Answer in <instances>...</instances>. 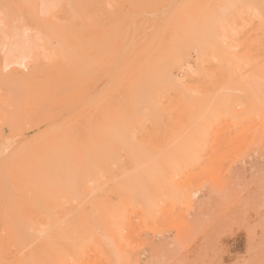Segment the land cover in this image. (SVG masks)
Wrapping results in <instances>:
<instances>
[{
	"label": "rangeland",
	"instance_id": "rangeland-1",
	"mask_svg": "<svg viewBox=\"0 0 264 264\" xmlns=\"http://www.w3.org/2000/svg\"><path fill=\"white\" fill-rule=\"evenodd\" d=\"M184 1L139 0L137 7L133 0H116L106 6L102 1L89 3L86 8L91 13L112 11L102 20L101 28H108L111 22L119 21L122 27H127L128 33L122 41L119 40L118 60L114 56L107 57L101 67V63L94 60L87 68L83 64V50L71 43L61 42L59 35L51 31L54 25L64 26L71 22L70 9L65 0H0V264H31L28 261L34 260L41 263L38 256L47 244L44 233H47L50 225L60 223L64 226L70 220L71 224L75 222L80 227L86 223L90 227L86 230L89 239L82 240L77 245L78 251L56 264H264V62L255 44H251L247 48L248 57H241V52L235 48L232 52L240 60L218 72L214 64L197 66L195 51L191 50L186 58L187 63L172 68L173 79L186 86V94L182 89L165 84L164 79L161 83L163 75H158V72L155 76L159 79L154 81L152 74L155 70L150 61L171 40L182 18V12L177 9L172 11V8L179 9ZM256 23V19H252L246 26V32L243 31L250 43L260 38V34L256 33ZM55 37L59 39L56 41ZM59 43H63V46ZM237 63H241V69L250 65L245 71V67L241 70ZM257 69L263 79L258 78L260 73ZM197 70L199 73L187 81V74ZM255 73L256 76L258 74L257 85L252 87L256 91L249 85L250 82L256 84L252 77ZM11 80H16L14 83L17 84ZM132 81H137L139 91L142 90L135 97L138 100V118L142 120L153 110L160 111L161 115L162 122L158 127L152 128L147 119L142 131H138L140 138L136 139L137 147L142 145L138 149H141L144 158L150 157L147 164L160 160L165 156L166 149L182 141L190 128L186 108L197 112L207 108L214 99V106L219 113L211 119H201L200 115L199 124H194L200 126V136L195 151L188 157V161L195 158L196 162L178 169L176 175L174 173L171 181L174 187L170 191L164 189L158 199L153 201L156 207L151 204V210L147 208L150 215L146 210L145 216L140 201H136L122 210L119 216L121 224L116 230L111 223L113 221L107 219L106 212L119 202L114 192L103 191L108 178L104 177L105 172L101 170L102 167L104 169L101 156L106 152L108 156L112 153L110 168L120 173L126 167L124 152L119 145L102 139L98 132L104 126L109 129L110 124L106 123L115 114L116 108L123 110V115H128L127 108L131 105L133 93ZM228 82V85L225 84ZM15 86L18 90H11L13 94L10 96V89ZM249 86L252 90H249ZM250 91L259 92L254 94V98V95L249 96ZM101 97L106 98V106L100 100ZM16 98L21 104L17 103ZM257 98L262 99L261 103ZM11 122L18 125L11 127ZM132 124V121H124L121 124L123 127H118L120 133L126 131V125ZM212 132L215 134L211 135ZM72 139L78 151L87 150L90 157L83 167L87 177L75 179L83 183L80 180L79 183L75 182L76 175L70 172L68 176L66 174L68 166L71 163L76 166L80 157L77 155L69 159L66 154ZM209 144L213 149L209 148ZM98 149H101L102 154ZM60 151L63 156L66 155L63 162L70 160L71 163L67 161L69 165L61 160V166L50 158ZM144 152H148L147 156ZM146 159H141L143 165L139 170L146 169ZM54 166L67 170L59 168L57 172L51 171ZM198 168L202 174L197 172ZM195 169L199 175H196ZM190 170L195 173H190ZM185 173L193 174L191 176L196 179L200 177L198 181L192 182L194 179H191L186 184L183 179L190 178ZM58 175L60 179L57 178V181L55 178ZM69 177L73 182H69ZM115 178L111 182L125 177L116 175ZM73 183H77L79 188L76 186L78 189H75ZM180 183L185 187L179 186ZM63 184H66L64 188ZM93 208L97 213L93 212ZM93 213L97 216L93 217ZM63 216H69L70 220Z\"/></svg>",
	"mask_w": 264,
	"mask_h": 264
},
{
	"label": "bare ground",
	"instance_id": "bare-ground-1",
	"mask_svg": "<svg viewBox=\"0 0 264 264\" xmlns=\"http://www.w3.org/2000/svg\"><path fill=\"white\" fill-rule=\"evenodd\" d=\"M27 1V0H26ZM67 2L66 6H68V8L70 9V13H71V22H69L66 25H54L51 27V31L53 33H56L59 35L61 42L63 43H71L72 46L76 47V48H80L81 50H83V64L84 67L89 68V66L91 65V63L94 62V60H96V62H100V67L102 66L103 62H106L107 57H111L114 56L117 58V60L120 57V52L118 49V45H119V40L122 41V39H124V37L126 36L127 32V27H122L121 23L118 22H111L112 24H110L108 26V28L105 27V29L101 28L102 27V20H104V18L108 15H110L112 13V11L110 10H106L101 14L98 13H91L88 11V9L86 8V6L89 3H93V2H103L104 6H106L109 3H112L113 1L116 0H65ZM121 1V0H119ZM134 1V5L139 6V3H137L139 0H133ZM176 1V0H175ZM180 1V0H179ZM29 2V1H28ZM173 3V2H172ZM175 3V2H174ZM173 3V4H174ZM31 4V2H30ZM144 4V3H143ZM142 4V5H143ZM171 6V5H170ZM170 6H168L170 8ZM52 8V7H51ZM56 8V7H53ZM142 8V7H141ZM167 9V8H166ZM180 10L182 12V18L180 23H178V27L174 29V34L172 35L171 40L163 45L159 52H158V56L154 58L153 61H150V65H152V68H154L155 72L154 75L152 74L153 80H157L159 78H157L155 76V73H159L158 75H163V78H161V83H162V79H164L166 82L165 84L176 88V89H182V92L185 93L187 92L188 89H186V86L184 84H180L177 83L173 77H172V68L175 66H180L182 65L184 62H186V58L189 56V52L195 51L196 54V58H197V66H201L203 63H210V64H214L217 66V71L220 72L224 69L225 66H229L231 65L233 62H236L237 60H240V57L236 56L233 51V49L238 48L239 51L241 52V57H248V53L249 50H247V48H249L251 46V44H255L257 51L260 52V59L264 62V0H185L182 7H179V9L177 7L172 8L173 10ZM117 10V8H116ZM165 10V9H162ZM161 12H165L162 11ZM48 13V11H47ZM162 13V15H163ZM174 13H176L174 11ZM138 15V14H137ZM143 15V13H142ZM145 15V14H144ZM37 16V14H36ZM153 16L152 15H148ZM49 17V16H48ZM120 17V16H119ZM123 18V17H120ZM131 18V17H130ZM157 18V17H156ZM40 19V18H39ZM124 19V18H123ZM252 19H256L257 21V28H256V33L260 34V38L255 39L254 41H252V43H250L247 39V37H245L244 32H246V26L247 24H249L250 22H252ZM46 20V19H44ZM42 21V19H41ZM101 22V23H100ZM134 22V21H133ZM176 22V21H175ZM37 24V23H36ZM164 24H167L164 22ZM44 25V24H43ZM45 26V25H44ZM47 27V25H46ZM129 27V26H128ZM49 29V28H48ZM34 30V29H33ZM129 30V28H128ZM50 31V30H48ZM244 31V32H243ZM24 33V32H23ZM40 33V32H39ZM45 37V36H44ZM56 39V37H55ZM59 39V38H58ZM56 39V41L58 40ZM27 40V39H26ZM6 41V40H5ZM32 41V40H31ZM60 42V41H59ZM60 42V43H61ZM59 43V44H60ZM62 43V44H63ZM60 44V45H62ZM63 46V45H62ZM6 47V46H4ZM62 48V47H61ZM6 49V48H5ZM3 50V49H2ZM127 50V49H126ZM126 52V51H125ZM2 53V52H1ZM124 53V51H123ZM3 55V54H2ZM124 55V54H123ZM151 56V55H150ZM190 59V58H189ZM123 60V59H122ZM122 62V61H121ZM120 62V63H121ZM250 62V61H249ZM187 63V62H186ZM238 64V63H237ZM241 64V63H240ZM239 65V68L241 67ZM248 64V63H247ZM246 64V65H247ZM187 65V64H186ZM250 64H248L249 66ZM118 66V64H117ZM120 66V65H119ZM248 66H244L245 67V71L246 68ZM264 66V65H263ZM185 67V66H184ZM242 67V69L244 68ZM256 67V66H254ZM3 68V67H2ZM180 68V67H179ZM196 68V67H195ZM262 68V67H261ZM260 68V70H261ZM74 69V68H73ZM197 69V68H196ZM203 69V67H202ZM241 69V68H240ZM241 69V70H242ZM253 69V68H252ZM192 70V69H191ZM199 70V69H198ZM194 71V72H190V74H187V81L191 80L190 78L195 75L198 74L199 71ZM255 70V69H254ZM260 70L257 69V71ZM115 71V70H114ZM202 71V70H201ZM262 71V70H261ZM237 72V71H236ZM240 72V71H238ZM244 72V71H243ZM2 73V72H1ZM116 73V71H115ZM242 73V72H240ZM251 73V72H248ZM253 73V71H252ZM258 73V72H257ZM254 74V73H253ZM5 75V74H4ZM15 75V74H14ZM180 75V74H179ZM240 75V74H239ZM246 75V74H245ZM260 77H258V74L256 76H252L255 78H262L261 75L262 73L259 74ZM114 76V75H113ZM178 76V75H177ZM8 77V76H5ZM10 78V77H9ZM114 78V77H113ZM257 78V80H258ZM29 79V78H28ZM112 79V78H111ZM246 79V77L244 78ZM263 79V78H262ZM13 80V79H12ZM11 80V81H12ZM27 80V79H26ZM136 80V79H134ZM257 80H256V84H250L251 87L257 85ZM260 80V79H259ZM16 81V80H14ZM14 81H12L13 84H17L14 83ZM185 81V80H184ZM246 81V80H244ZM248 81V80H247ZM20 82V81H19ZM109 82V81H108ZM137 81H132L131 82V86L133 89V93L131 95V99H130V104L127 108V116L126 114L123 115V110H120L119 108L115 109V114L111 117V119L106 123V124H110L109 129L107 127L104 126L103 129H101L98 134L100 135V137L102 139H106L109 140L110 142H112L113 144H117L119 145L123 152H124V158H125V168L122 169L120 173H117V171H112V168H110V164H109V160H112V158H110V154L108 156V152H105V154H103L101 156V165H104V169L103 167L101 168L102 172H105L104 177L108 178V182H106L103 191L104 193L107 192H114L117 200L119 203H117L114 207L108 209L107 213V219L111 220L113 222H111L112 224H114L113 226H115V229L117 230V228L120 227V220H119V216L120 213L122 212L123 209H125L126 207H128L129 205H131L132 203L136 202V201H140L139 203L142 205L141 208L143 209V214H145L146 216V210L147 208H151V204L153 203V201L155 202V200L158 199L159 195L164 191V189L166 191H170V189H172V177H174V173L180 169L183 168L184 166L188 165V164H192L196 162L195 158L190 159V161H188V157L190 155L193 154V152L195 151V145L198 139V136H200V133L198 132L200 129V126L198 127L197 124H199V118L201 115V119H211L212 117H214L215 115H217V113H219L218 109L215 108V101L211 100V103H208L207 108H201L199 111L194 112V111H189L187 110V108L185 109L186 112V118L187 121L190 125V128L188 129L187 133L185 134V136L183 137L181 142H178L175 144V146L171 147L170 149H166L165 150V156L161 157L158 155V157H161L160 160H155L152 163L147 164V159L150 158L149 156H147L148 152H144L147 156V159L144 158V156L141 153V149H138L139 146L142 145H138L137 147V142L136 139L140 138V136L138 135V131H142V129L144 128L145 122L148 121L150 122L152 128L154 127H158V124H160L161 121V115H160V111H156L153 110L150 113H148L142 120H140L138 118V100H136L135 97L136 93H142L139 91V85L136 83ZM231 82V81H230ZM10 83V82H9ZM96 83V81H95ZM247 83V82H246ZM245 83V84H246ZM258 83H260L258 81ZM8 84V82H7ZM74 84V83H73ZM109 84V83H108ZM164 84V83H163ZM225 84H229L225 83ZM231 84V83H230ZM9 86L11 84H8ZM58 85V84H57ZM60 85V84H59ZM110 85V84H109ZM150 85V84H149ZM259 85V84H258ZM264 85V84H263ZM64 86V85H63ZM67 86V85H66ZM71 86V85H70ZM68 86V90L69 87ZM162 86V85H161ZM165 86V85H164ZM237 86V85H235ZM246 86V85H245ZM260 86V85H259ZM259 86L258 89H259ZM17 87H21V85L17 86ZM62 87V86H61ZM105 87L106 84H105ZM227 87V86H226ZM226 87L224 89H226ZM247 87V86H246ZM250 87V86H249ZM251 87L249 88V90H252ZM12 88V87H11ZM14 88V89H13ZM11 90H15L16 86L13 87ZM22 88V87H21ZM20 88V89H21ZM24 88V87H23ZM39 88V87H37ZM63 88V87H62ZM67 88V87H65ZM73 88V87H72ZM104 88V87H103ZM228 88V87H227ZM231 88V87H230ZM248 88V87H247ZM253 90L255 89L254 87H252ZM262 88V87H261ZM18 88H16L15 91H17ZM22 90V89H21ZM20 90V91H21ZM43 90V89H42ZM50 90V89H49ZM88 90V89H87ZM185 90V92H184ZM222 90V89H221ZM246 90V89H245ZM264 90V89H262ZM19 91V92H20ZM102 91V90H101ZM100 91V92H101ZM181 91V90H180ZM243 91V90H242ZM248 91V90H247ZM256 91V90H254ZM22 92V91H21ZM227 92V91H224ZM229 92V91H228ZM232 92V91H231ZM252 91H250L249 96H253L254 94L257 95V91L256 93H251ZM23 93V92H22ZM26 93V92H25ZM63 93V92H62ZM221 93V91H220ZM234 93H236V91H234ZM261 93V92H260ZM259 93V94H260ZM12 91L10 92V96H11ZM16 94V93H15ZM19 94V93H18ZM21 94V93H20ZM151 94V93H150ZM186 94V93H185ZM194 94V93H193ZM211 94V93H210ZM225 94V93H224ZM238 94H240L238 92ZM97 95V94H96ZM217 95V94H216ZM227 95V93H226ZM225 95V96H226ZM244 95H248L247 94H243ZM255 95L253 96L255 98ZM261 95V94H260ZM142 96V95H141ZM141 96H139L138 98H140ZM149 96V95H147ZM185 96V95H184ZM195 96V94H194ZM247 96V97H249ZM13 97V96H12ZM11 97V98H12ZM17 97V96H16ZM23 97V96H22ZM186 97V96H185ZM221 97V96H220ZM259 97V96H258ZM19 98V96H18ZM50 98V97H49ZM142 98V97H141ZM187 98V97H186ZM216 99V97H213ZM226 98V97H225ZM224 98V99H225ZM261 98V97H260ZM14 99V98H13ZM12 99V100H13ZM91 99V98H90ZM145 100V98H143ZM148 99V97L146 98ZM228 99V98H227ZM17 100V98H16ZM54 100V99H53ZM100 100L104 101V106H106V98L101 97ZM142 100V99H141ZM143 100V101H144ZM188 100V98H187ZM248 100V99H247ZM256 100H259L258 98ZM255 100V102H256ZM262 100V99H260ZM259 100V101H260ZM264 100V99H263ZM50 101H52V99H50ZM89 101V99H88ZM106 101V102H105ZM140 101V100H139ZM142 101V102H143ZM148 101V100H147ZM146 101V102H147ZM150 101V99H149ZM189 101V100H188ZM249 101V100H248ZM20 102V100H19ZM23 102V101H22ZM95 102V101H94ZM184 102V101H183ZM198 102V101H197ZM258 102V101H257ZM256 104H259L257 103ZM18 103V100H17ZM86 103V102H85ZM140 103V102H139ZM149 103V102H147ZM240 103V102H239ZM247 103V102H246ZM261 103V101H260ZM263 103V102H262ZM21 104V103H18ZM17 104V105H18ZM146 104V103H145ZM193 104V103H192ZM222 104V103H220ZM16 105V104H15ZM16 107H19L17 106ZM47 105V104H44ZM85 105V104H84ZM140 105V104H139ZM161 105V104H160ZM186 104H184L185 106ZM191 105V104H190ZM217 102H216V106H217ZM230 105V103H229ZM239 105V104H238ZM262 105V104H261ZM79 106V105H78ZM166 106V105H164ZM188 106V105H187ZM202 106V105H201ZM237 106V105H236ZM245 106V105H244ZM264 105H262L263 107ZM14 107V108H16ZM144 107V106H143ZM190 107V106H189ZM219 107V106H218ZM239 107V106H238ZM251 107V106H250ZM260 107V106H259ZM3 108V107H2ZM5 108V107H4ZM23 108V106L21 107V109ZM45 108V107H44ZM75 108V107H74ZM229 108V107H228ZM242 108V105L241 107ZM239 108V109H240ZM1 109V108H0ZM27 109V108H26ZM42 109V108H41ZM55 109V108H54ZM60 109V107H59ZM142 109V107H141ZM205 109H207L208 111H206ZM227 109V108H226ZM234 109V108H233ZM236 109V108H235ZM256 109V108H255ZM259 109V108H258ZM257 109V110H258ZM263 109V108H262ZM15 111V109H12ZM33 110V109H32ZM44 110V109H42ZM58 110V109H57ZM158 110V109H157ZM238 110V109H237ZM23 111V110H21ZM28 111V109H27ZM41 111V110H40ZM61 111V110H60ZM122 111V112H121ZM5 112V111H4ZM11 112V111H10ZM16 112V111H15ZM44 112V111H43ZM206 112H208L206 114ZM227 112V111H226ZM264 112V111H263ZM13 113V112H12ZM28 113V112H27ZM31 113V111H30ZM68 113V112H67ZM162 113V112H161ZM235 113V111L233 112ZM232 113V114H233ZM237 113V112H236ZM251 113V112H250ZM6 114V112H5ZM39 114V113H37ZM36 114V115H37ZM64 114V113H63ZM164 114V113H162ZM16 115V114H15ZM35 115V116H36ZM11 116V115H10ZM14 117V115H12ZM18 116V115H17ZM15 116V117H17ZM22 116V113H21ZM20 116V117H21ZM31 116V115H30ZM231 116V115H230ZM234 116V115H233ZM29 117V116H28ZM38 117V115H37ZM62 117V116H61ZM11 118V117H10ZM128 118V119H127ZM9 119V118H8ZM14 119V118H12ZM17 119V118H15ZM237 121V117L235 118ZM11 120V119H9ZM23 119H21L22 121ZM28 120V119H27ZM32 120V118H31ZM38 120V119H37ZM131 122L132 121V125H126L127 129L126 131H119L118 127L122 128L124 121H128ZM232 120V119H231ZM234 121V120H233ZM234 121V123H235ZM15 122V121H14ZM14 122H11L13 124H11V127H13L14 125H16V123L14 124ZM20 122V121H18ZM30 122V120H29ZM225 122V121H224ZM223 122V123H224ZM229 122V120H228ZM260 122V121H259ZM195 123H197L196 125H194ZM261 123V122H260ZM263 123V122H262ZM22 124V123H21ZM32 124V123H31ZM122 124V125H121ZM221 124V123H220ZM13 125V126H12ZM18 125V124H17ZM16 125V126H17ZM33 125V124H32ZM194 125V126H193ZM214 125V124H213ZM224 125V124H223ZM21 126V125H20ZM5 127V126H4ZM7 127V126H6ZM15 127V126H14ZM59 127V126H58ZM164 127V126H163ZM219 127V126H218ZM217 127V128H218ZM223 127L224 126H221ZM8 128V127H7ZM22 128V127H21ZM117 128V129H116ZM162 128V127H161ZM222 128V129H223ZM116 129V130H115ZM202 129V128H201ZM220 129V128H219ZM9 130V129H8ZM15 130V129H14ZM26 130V129H25ZM166 131V129H164ZM216 130V128H215ZM249 130V129H248ZM10 131V130H9ZM219 131V130H218ZM247 131V130H246ZM245 131V132H246ZM22 132V131H21ZM24 132V130H23ZM3 133V132H2ZM1 133V134H2ZM20 133V132H19ZM248 133V132H246ZM13 134V133H12ZM204 134V132H203ZM215 134V133H211ZM21 135V133H20ZM17 136V135H16ZM153 136V133H152ZM214 136V135H213ZM244 136V135H243ZM262 137V136H261ZM220 139V137H218ZM74 139L76 140V136H74ZM180 139V138H179ZM215 138L213 137V140ZM72 139L71 143L68 144L67 148H70L69 151H66L69 155V159H73L74 156H80L78 159V164L72 165L73 163L70 162V160H66L63 162V159H65V156H63V153H61V151L58 153V155L55 156H51L50 158H53L52 160H55V162H59L58 164L61 165L60 161L63 163H66L69 165L68 166V171H66V174L68 176V173L70 172L71 175H76L75 179H78V177H87V174L85 173V170L83 169L84 165L86 164V162L90 159L88 151L87 150H83V151H78V149L75 147V143ZM216 140H218L216 138ZM222 140V139H221ZM221 140L219 142H221ZM212 141V140H211ZM10 141H8L9 143ZM142 142V141H140ZM166 142V141H165ZM217 142V141H216ZM218 142V143H219ZM136 143V144H135ZM211 143V142H210ZM139 144V143H138ZM220 144V143H219ZM4 145V144H2ZM7 145V144H6ZM210 145V144H209ZM214 145V144H213ZM149 146V145H147ZM217 146V145H215ZM21 147V146H20ZM146 147V146H144ZM4 148V147H3ZM98 148V147H97ZM143 148V147H142ZM200 148V147H199ZM209 148H212V146L210 145ZM215 148V147H214ZM2 149V148H1ZM90 149V148H89ZM146 149V148H143ZM213 149V148H212ZM94 150V149H93ZM99 150V149H98ZM101 150V149H100ZM99 150V151H100ZM103 150V149H102ZM210 150V149H209ZM218 150H220L218 148ZM8 151V150H6ZM5 151V152H6ZM21 151V150H20ZM104 151V150H103ZM143 151V150H142ZM156 151V150H154ZM64 152V151H63ZM81 152V153H79ZM102 151H100L101 153ZM210 152V151H209ZM92 153V152H91ZM5 154V153H4ZM3 154V155H4ZM102 154V153H101ZM151 154V153H150ZM154 154V152L152 153ZM142 155L143 159H146L144 162H146L148 166L146 165V169H141L142 164V158L140 159V156ZM6 156V155H5ZM113 156V155H112ZM122 156V155H121ZM99 157V156H98ZM196 157V156H195ZM197 157H199L197 155ZM12 158V157H11ZM67 158V157H66ZM67 158V159H68ZM115 158V157H113ZM123 158V157H122ZM153 158V157H152ZM151 158V160H152ZM155 158V157H154ZM157 158V157H156ZM155 158V159H156ZM116 159V158H115ZM204 159V158H203ZM47 160V159H46ZM199 160V159H198ZM46 162V161H45ZM53 162V163H55ZM89 162V161H88ZM91 162V160H90ZM95 162V161H94ZM114 162V161H113ZM93 163V162H92ZM91 163V165H92ZM4 164V163H3ZM57 164V165H58ZM95 163H93L94 165ZM117 164V163H116ZM56 165V163H55ZM72 165V166H71ZM87 165V164H86ZM38 166V165H37ZM36 166V167H37ZM40 166V165H39ZM53 166V165H52ZM62 166V165H61ZM63 166H67V165H63ZM90 166V165H89ZM92 167V166H91ZM118 170L119 169V166ZM40 168H42L40 166ZM61 168L60 166L55 167L54 169L51 171H58ZM139 168V169H138ZM145 168V164L144 167ZM64 169H66L64 167ZM63 169V170H64ZM91 169V168H90ZM67 170V169H66ZM117 170V169H116ZM199 171H197L199 174H202L201 170L198 168ZM42 171V170H41ZM189 171V170H188ZM196 172V169L194 170ZM192 172L190 170V173H195ZM45 172V171H44ZM48 172V171H47ZM56 172H55V176H56ZM65 172V171H64ZM196 172V173H197ZM201 172V173H200ZM196 175H199V174ZM50 174V173H49ZM186 174V173H185ZM193 174H186L189 175L188 177L190 179H183L184 183H186L188 180L190 181L191 179L192 182L198 181L199 177L195 176H191ZM54 175V174H52ZM65 175V174H64ZM71 175H69L71 177ZM116 175L118 176H122L124 179L123 180H119L116 182H111V180H113ZM176 175V173H175ZM185 175V176H186ZM4 176V175H3ZM53 176V177H55ZM62 176V175H60ZM103 176V175H102ZM183 176V175H182ZM191 176V177H190ZM203 176V175H202ZM65 176H63L62 178H64ZM69 177V179H70ZM176 177V176H175ZM195 177V178H194ZM57 178L60 179L59 175L58 177H56L55 179L57 180ZM61 178V180H63ZM66 179L68 177H65ZM177 178V177H176ZM175 178V179H176ZM4 179V178H3ZM6 179V178H5ZM116 179V178H115ZM180 179V178H179ZM47 180V179H46ZM65 180V179H64ZM72 178L69 180V182H73ZM80 180V179H79ZM79 180L78 183H79ZM105 179H103L104 181ZM182 180V179H181ZM182 180V183H183ZM58 181V180H57ZM75 180V182H77ZM180 181V180H179ZM45 182V181H44ZM50 182V181H49ZM65 182V181H64ZM81 182V180H80ZM191 182V181H190ZM189 182V183H190ZM67 183V181H66ZM83 183V181L81 182ZM174 183V182H173ZM179 183V182H178ZM177 183V184H178ZM188 183V185H189ZM9 184V183H8ZM7 184V185H8ZM70 184V183H69ZM74 184V183H73ZM77 184V183H75ZM73 185L75 189H78L79 186L77 185ZM187 184V183H186ZM185 184V185H186ZM51 185V184H50ZM48 185V186H50ZM61 185V184H60ZM63 184V188H64ZM68 185V184H67ZM181 185V187H185L183 186L181 183L179 184V186ZM187 185V186H188ZM191 185V184H190ZM71 186V185H70ZM78 186V188L76 187ZM9 187V185H8ZM82 187V184H81ZM174 187V186H173ZM66 188V186H65ZM67 188H69V186H67ZM8 189V188H7ZM58 189V188H57ZM81 189V188H80ZM79 189V191H80ZM175 189V188H173ZM192 189V188H191ZM61 190V189H60ZM72 190V189H71ZM8 191V190H7ZM76 190H74L75 192ZM173 191V190H171ZM178 191V190H177ZM175 189V192H177ZM186 191V190H185ZM192 191V190H191ZM73 192V193H74ZM78 194V191H76ZM182 192V191H181ZM9 193V192H8ZM59 193V192H58ZM80 193V192H79ZM96 193V191H95ZM68 194V192H67ZM69 194L72 195V193L70 192ZM179 194V191H178ZM177 195V193H176ZM194 195V194H193ZM67 196V195H65ZM70 196V195H69ZM76 196V195H75ZM79 196V195H78ZM181 196H184L183 194H181ZM180 196V197H181ZM72 197V196H71ZM77 197V196H76ZM82 197V196H81ZM90 197V195H89ZM93 197V196H92ZM145 197V198H144ZM193 197V196H192ZM7 198V197H6ZM79 198V197H77ZM76 198V200H78ZM171 198V197H169ZM177 198V197H176ZM167 199V198H166ZM7 200V199H6ZM87 200V198H86ZM94 201V199H92ZM81 201V200H80ZM85 201V200H83ZM96 201V200H95ZM173 201V199H172ZM177 201V200H176ZM181 201V199H180ZM179 201V202H180ZM64 202V200H63ZM91 202V201H89ZM193 202V201H192ZM93 203V202H92ZM91 203V205H92ZM137 203V204H139ZM178 203V202H177ZM181 203V202H180ZM82 204V202H81ZM139 204V205H140ZM189 204V203H188ZM153 207L155 206V204H152ZM132 206V205H131ZM80 207V205H79ZM93 207V206H92ZM134 207V206H133ZM156 207V206H155ZM190 207V206H189ZM81 208V207H80ZM140 208V207H139ZM138 208V209H139ZM82 209V208H81ZM93 208V212H95L96 209ZM133 209V208H132ZM135 209H137L135 207ZM141 209V210H142ZM156 209V208H155ZM163 209V208H162ZM44 210V209H42ZM76 210V209H75ZM140 210V209H139ZM151 210V209H150ZM173 210V209H172ZM131 213L132 210H129ZM153 209H152V213H153ZM157 211V209L155 210ZM159 211V210H158ZM55 212V211H54ZM64 212V211H63ZM75 211H73L74 213ZM142 212V211H141ZM148 214L150 211H148ZM72 213V212H71ZM93 213V217L97 216ZM128 213V214H129ZM50 215V214H49ZM67 215V214H65ZM76 215V212H75ZM99 215V214H98ZM150 215V214H149ZM51 216V215H50ZM49 216V217H50ZM70 219H71V215ZM64 217L63 218H68ZM74 216V215H73ZM130 216V214H129ZM128 216V217H129ZM76 217V216H75ZM162 218V217H161ZM160 218V219H161ZM51 219V218H50ZM54 219V218H53ZM68 218V220H70ZM93 219V218H92ZM105 219V218H104ZM129 220V218H128ZM64 221V220H62ZM67 221V220H66ZM65 221V222H66ZM95 221V219H94ZM130 221V220H129ZM61 222V221H60ZM71 220L68 223H65L64 226L60 225V223L57 224H52L49 226V230L47 231V233H44L45 236V240L47 241L45 250H43L42 252L39 253V258L42 261L41 263H38L37 260H34L33 262H30L31 264H56L57 261L62 260L63 258H65L66 256L72 255L73 253H75V251H78V247L77 245L81 244L80 242L82 240L85 239H89V234H87V228H90L87 226V224H82V226L80 227L79 225L77 226V223L75 224V222L72 224L70 223ZM87 222V221H86ZM97 222V221H95ZM98 222L99 219H98ZM74 224V225H73ZM89 224V223H88ZM28 225V224H26ZM97 225V224H96ZM99 225V224H98ZM128 225V224H126ZM79 227L78 230H75L77 227ZM29 227V226H28ZM39 228V227H38ZM29 229V228H28ZM39 231V230H38ZM37 231V234H39ZM97 231V230H96ZM28 232V230H27ZM26 232V233H27ZM32 232V231H31ZM95 232V231H94ZM99 232V230L97 231ZM29 234V233H28ZM28 234H25L26 236H28ZM95 234V233H94ZM98 234V233H97ZM102 234V232H101ZM30 235H33L30 234ZM43 235V234H42ZM104 235V234H103ZM39 236L41 237V235L39 234ZM97 236V235H96ZM102 236V235H101ZM105 236V235H104ZM91 237V236H90ZM20 238V237H19ZM42 238V237H41ZM92 239V238H91ZM110 239V238H109ZM114 242V241H113ZM118 242V241H117ZM93 243V242H92ZM115 244V243H114ZM84 248V247H83ZM31 249V248H30ZM113 249V248H112ZM112 251V250H111ZM116 251V250H115ZM90 253V251H89ZM119 256V255H118ZM122 256V255H120ZM89 258V257H88ZM88 258H86L88 260ZM123 260V259H122ZM14 261V260H13ZM71 262V259H70ZM69 263V261H68ZM87 264V262H86Z\"/></svg>",
	"mask_w": 264,
	"mask_h": 264
}]
</instances>
